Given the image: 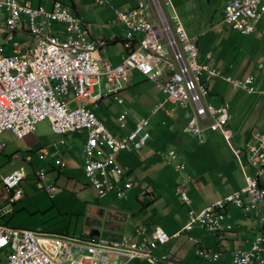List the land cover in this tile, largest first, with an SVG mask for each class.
Masks as SVG:
<instances>
[{
  "label": "built area",
  "instance_id": "1",
  "mask_svg": "<svg viewBox=\"0 0 264 264\" xmlns=\"http://www.w3.org/2000/svg\"><path fill=\"white\" fill-rule=\"evenodd\" d=\"M98 1L107 5L105 0ZM166 3L172 5L171 0ZM155 4L156 10L143 1L128 11L115 9V19L124 23L127 32L123 39L126 53L113 65L99 55V47L105 40L91 36V24L71 5L54 1L51 7H46L35 6L32 0H0V28L5 33V41L0 46V133L11 130L23 138L46 119L52 131L63 136L62 143L68 133L85 132L84 170L91 185L100 197L115 191L117 197L123 198L135 181L131 178V164L121 162L120 154L148 144L152 137L151 119L143 116L127 133L116 136L93 108L107 99L123 104L120 93L129 84L128 72L137 70L166 95L153 114L164 108L167 101L180 104L190 111L184 132L197 137L202 144L205 130L220 131L231 145L234 133L229 125L232 117L229 103L209 102L207 82L218 77L234 88L264 95L258 75L236 77L224 73L218 66L200 62L199 36L187 33L178 14L174 15L175 25L171 26L158 0ZM263 13L264 0H229L221 22L251 34ZM72 101L76 104L70 107ZM128 114L125 109L118 117L122 127L127 125ZM4 146L0 139V153ZM233 150L242 164L245 154V162L253 169L245 171L246 185L198 213L191 209L181 231L190 233L195 254L203 261L264 264V225L251 247L236 248L228 263L222 262L220 250L205 249L202 237L192 234L196 228L218 234L226 217L227 203L255 210L264 221V184L260 181L264 174V132L253 134L246 149L233 146ZM38 152L43 157L47 154L44 147ZM165 158L177 170L185 167L174 149H169ZM60 163L65 165L64 161ZM26 177L24 166L3 177L0 218L10 215L15 204L24 198L20 184ZM46 177L47 171L41 168L37 172L39 186L54 196L56 186L42 184ZM180 196L190 203L186 192ZM170 239L171 235L160 226L153 230L137 226L131 238L124 235L120 240H104L49 234L0 223V264H128L136 258L144 259L146 264H169L171 257L161 248Z\"/></svg>",
  "mask_w": 264,
  "mask_h": 264
},
{
  "label": "rangeland",
  "instance_id": "2",
  "mask_svg": "<svg viewBox=\"0 0 264 264\" xmlns=\"http://www.w3.org/2000/svg\"><path fill=\"white\" fill-rule=\"evenodd\" d=\"M32 1L35 6L41 5L40 0ZM54 1L70 5L75 2L79 14L84 21L91 24L93 32L108 35L115 31L124 32L121 24L123 22H113V17L108 15L107 11L113 6L111 1L109 3L105 0L109 3L107 6L98 0H44L43 4L47 5L45 2H48L52 6ZM116 1H130L129 4L148 2L152 4V10H156L157 6L155 0ZM166 1L158 0V4L171 26L175 25L174 15L178 14L187 33L200 35L201 59L209 49L213 50L214 58L224 54L225 64L232 60L246 72H258V64L264 63V14L256 30L252 34H244L226 25L212 28L213 24L222 20L228 0H171L172 5ZM4 37L5 33L0 28V46L5 41ZM103 55H106V51ZM203 60L207 64L211 62L208 57ZM223 64L224 61L219 64V69L222 70ZM223 72L227 73L226 70ZM232 73L237 75L234 71ZM128 77L131 86L120 93L124 98L123 104L111 100L93 108L116 136L127 133L143 116L152 121L149 128L153 138L148 146L120 154L121 162L127 160L133 166L131 178L135 184L127 191L126 196L119 198L113 191L109 193L112 198H100L84 170L86 152L83 133H71L72 138L66 144L61 143L46 119L37 124L33 132L35 138L29 140L15 136L11 130L0 133V139L5 145L3 153L0 154V175H7L22 165L31 174L20 184L24 198L17 202L16 212L0 218V223L72 237L86 236L99 226L97 229L100 231V238L109 240H120L123 237L121 233L126 232L130 224L144 226L149 230L160 226L169 234L171 230H179L181 224L189 219L191 209L198 213L212 200L224 196L234 187L238 188V184L246 185L242 167L232 145L234 148L246 149L251 127L259 126L261 129L258 132H264V123H260L264 115V96L257 93L249 95L218 77L208 80L211 90L208 100L214 105L223 101L229 103L233 115L230 126L234 128L235 134L230 145L220 131L206 130L203 133L204 143L201 144L197 137L184 132L190 114L188 110L180 104L168 102L161 111L153 114L154 108L164 99L165 94L156 83L137 71H130ZM104 82L105 78H102V83ZM95 90L98 91L97 86ZM75 104L73 101L69 106L73 107ZM167 108L175 111L172 116L165 115ZM125 109L129 111L126 128L118 121L119 115ZM240 124H245L243 131L237 132ZM41 146L48 150L46 157L31 153ZM169 149H174L178 159L184 162L183 169L176 170L174 164L167 162L165 155ZM158 150L161 153H157ZM28 154L32 155L29 162L25 161ZM61 161L67 165H61ZM40 168H44L48 176L42 182L43 186H47L48 181L56 186L54 196H50L39 186L37 172ZM247 170L250 172L248 167ZM262 178L264 181V176ZM0 190V193L4 192L1 176ZM181 192L187 193L190 203L181 198ZM100 205L104 207L102 213L96 212ZM227 205L230 208H240L233 203ZM110 210L119 212L118 218H111ZM175 242L177 240L172 239L163 246L162 251L176 255L180 249L170 244ZM179 243L191 242L182 240ZM189 249L190 244H187L185 251L180 252L183 254L180 257L183 256L185 264H194L198 259ZM128 264H146V261L136 258Z\"/></svg>",
  "mask_w": 264,
  "mask_h": 264
},
{
  "label": "crops",
  "instance_id": "3",
  "mask_svg": "<svg viewBox=\"0 0 264 264\" xmlns=\"http://www.w3.org/2000/svg\"><path fill=\"white\" fill-rule=\"evenodd\" d=\"M43 1L44 0H40V4L41 5H43V6H46V7H51V4H49L48 2H45V3H47V5H44L43 4ZM110 1H111V3H113V6L111 5V12L110 11H107L108 12V15L109 16H111V17H113L112 18V21L113 22H118L119 20H117V19H115V9H119V10H121V8H124L123 10H121V11H128V10H131V9H133V8H135V7H137L138 6V2L137 3H135V4H129V2L130 1H128V2H117L116 0H108V2L110 3ZM115 1H116V3L117 4H115ZM140 1V0H139ZM229 1V0H228ZM141 2V1H140ZM34 3V2H33ZM109 3H107V4H109ZM74 5V8H73V10L79 15V16H81L80 14H79V12H78V10H77V6H76V4H75V2H72L71 3V5ZM119 5H124V7H120ZM105 6H107V5H105ZM126 9V10H125ZM112 14H113V16H112ZM264 14V13H263ZM82 17V16H81ZM263 18V15L261 16V18H260V20ZM82 19H83V17H82ZM84 20V19H83ZM260 20L258 21V23L256 24V26H255V30H256V28H257V25L259 24V22H260ZM120 22V21H119ZM122 24V28H123V33L122 32H113L112 34H105V33H96V32H93L92 31V28H91V36L94 38V39H96V40H99V39H103V40H105V44L104 45H100V47H99V55L101 56V58L102 59H104V60H109V61H111V63L113 64V65H116V64H118L119 62H120V60H121V58H122V55L124 54V53H126V48H125V46H124V43H123V39L125 38V30H126V27H125V25H124V23H121ZM223 25H226V24H224V23H222L221 21H219L218 23H216V24H213L212 25V28H214V29H216L215 27L216 26H223ZM226 26H228V25H226ZM220 27H218V28H220ZM229 27V26H228ZM232 28V27H231ZM221 29V28H220ZM219 29V30H220ZM232 29H234V28H232ZM218 30V31H219ZM234 30H236V29H234ZM238 31V30H237ZM254 32V31H253ZM252 32V33H253ZM242 33V32H241ZM251 33V34H252ZM189 34V33H188ZM189 35H196V36H199L200 37V35H198V34H189ZM114 36H116V37H114ZM26 37V36H25ZM198 45H199V40H198ZM104 51H106V55H103L104 54ZM199 59H200V61L202 62V63H205V61L203 60V59H205V57L207 58H209L210 60H211V62L209 63V64H213V65H215V66H220L219 64L222 62V61H224V66L223 65H221L222 66V70L224 71V70H226L227 72H229V73H231L232 75H234V76H236V77H244V76H246V75H249V74H255V75H258V77H259V85L260 86H262V87H264V63L263 64H258V67H257V69H258V72L257 73H249V72H246V70H242V68L241 67H238V66H236L235 65V63L232 61V60H228L227 61V63L228 64H225V61H226V58H225V55L224 54H219V58H214L212 55H213V50H207L206 51V55H205V57L203 58V59H201V50H200V48H199ZM213 59H214V61H213ZM130 71H137V70H130ZM129 71V72H130ZM232 71H234V72H236L237 73V75H235V74H233L232 73ZM128 72V73H129ZM138 72V71H137ZM139 73V72H138ZM140 74V73H139ZM208 84V83H207ZM131 85H130V80H129V84H128V86L127 87H130ZM126 87V88H127ZM210 89V88H209ZM243 90V89H242ZM244 92H246L247 94H249V95H252V93H248L247 91H245V90H243ZM163 92V91H162ZM164 93V92H163ZM210 93H211V90H210ZM165 94V93H164ZM255 94V93H254ZM259 95H261V94H259ZM166 96V95H165ZM261 96H264V95H261ZM164 99H165V97H164ZM164 99L163 100H160L159 101V103L160 102H162V101H164ZM112 99H107V100H104L105 102H109V101H111ZM104 101H102V102H104ZM73 102V101H72ZM168 102H171V101H167L166 103H165V105L168 103ZM171 103H173V102H171ZM220 103H222V102H218V104H220ZM218 104H216V105H218ZM165 105H164V107H165ZM162 110V108L159 110V111H161ZM167 110H171V114L170 115H168L167 113ZM186 110H188V109H186ZM158 111V112H159ZM189 111V110H188ZM158 112H156V113H158ZM175 111L174 110H172V109H165V115L166 116H172L173 115V113H174ZM190 112V111H189ZM155 113V114H156ZM189 116V115H188ZM231 120L233 119V115H232V113H231ZM101 118V117H100ZM263 120H264V115H263ZM102 119V118H101ZM103 120V119H102ZM187 120H188V118H187ZM231 120H230V122H231ZM263 120H261V122L260 123H264L263 122ZM104 121V120H103ZM187 122V121H186ZM230 122H229V125H230ZM151 123H152V121H151ZM244 125L245 124H243V125H239V127H238V130H237V132L238 131H240V132H242L243 131V127H244ZM259 125V124H258ZM231 127V126H230ZM125 128H126V126H125ZM231 129L233 130V133L235 132L234 131V128H232L231 127ZM259 129H261L259 126H256V127H251L250 129H249V132H248V134H249V141L247 140V145L249 144V142L251 141V139H252V136H253V134H259V133H262V132H258V130ZM207 130H209V129H207ZM129 131V130H128ZM206 131V130H205ZM80 132H82L83 133V139L85 140V143H86V139H87V136H86V133L85 132H83V131H80ZM79 132V133H80ZM73 133H75V132H73ZM56 134V133H55ZM69 134V135H68ZM67 135H65V137H64V139H65V142H64V144H66L67 142H68V140L70 139V138H72V136L73 135H70L71 133H68ZM235 134V133H234ZM58 135V134H57ZM223 135V134H222ZM59 136V138H60V142H61V139L63 138V136H61V135H58ZM23 138H26V139H30V138H35V136L33 135V133L32 134H30V135H28V136H25V137H23ZM153 138V136L149 139V141H148V143L151 141V139ZM62 143V142H61ZM85 145V144H84ZM146 146H148V144L146 145ZM41 147H44L45 149H46V152H47V154H48V150H47V148L45 147V146H41ZM85 147V146H84ZM232 148H233V145H232ZM3 151H4V149H3ZM3 151L0 153V154H2L3 153ZM33 152H35V153H39L38 152V149H35V150H33L31 153H33ZM40 154V153H39ZM47 154H46V156H47ZM236 155V154H235ZM15 157L17 156V155H14ZM45 156V157H46ZM128 156V155H127ZM132 156V155H131ZM166 156V155H165ZM43 157V156H42ZM121 157V156H120ZM237 157V156H236ZM238 158V157H237ZM32 160V155L31 154H28V155H26V157H25V161H27V162H29V161H31ZM238 160H239V158H238ZM243 160H244V163L242 164V162L239 160V162H240V165H241V167H242V170H243V173H244V176H245V171L247 170V167L249 168V170L250 171H253V169L252 168H250V166H248V164H247V162H245L246 161V156H245V154H243ZM124 161H126V162H128L127 160H124ZM128 163H130V162H128ZM84 164H85V162H84ZM131 164V163H130ZM67 164L65 163V166H66ZM22 166H24L25 167V165H22ZM64 166V165H63ZM131 167H132V171H133V166H132V164H131ZM25 169H26V172H27V177L25 178V179H28L30 176H31V174L29 173V171L27 170V168L25 167ZM41 169V168H40ZM176 169V168H175ZM177 170V169H176ZM248 171V170H247ZM10 172H12V171H10ZM9 172V173H10ZM8 173V174H9ZM223 175V174H222ZM1 176V183H2V185H3V187H4V182H3V177L5 176V175H0ZM264 176V174L260 177V181L264 184V181H263V177ZM24 179V180H25ZM48 179V176L45 178V180H47ZM51 184V182H47V185H50ZM243 187V185L242 184H238V188H235L234 187V189L233 190H231V191H229V192H227V194H224V196H221V197H218V198H216L215 200H212L211 201V203H209V204H206V206L204 207V208H206L207 206H210V205H212L213 203H215V202H217V201H219V200H221V199H224L228 194H230V193H233V192H235V191H237V190H239V189H241ZM0 191H2V190H0ZM3 193L4 192H2V193H0V200H2V197H3ZM151 194V193H150ZM153 194V193H152ZM108 196H110V194H108V195H106V196H104V197H100V198H105V197H108ZM110 198H112V196H110ZM111 201V200H110ZM17 205V203L15 204V206ZM14 206V211L12 212V213H15L16 212V207ZM230 205H227L226 204V206H225V209H224V212H225V214H226V217H225V219L223 220V225H222V228L218 231V234H214L213 232H211V231H209V230H201V229H198V228H196V229H194L193 231H192V234H194V235H197V236H201L202 237V246L205 248V249H208V250H220L221 252H222V262H226V263H228V262H230V260H231V258H232V253H233V251L236 249V248H245V249H247V248H250L251 247V244H252V241L255 239V237L257 236V234L259 233V231H260V229L262 228V226L264 225V221L263 220H261V218H260V216L258 215H256V212H255V210H245V209H243V208H230L229 207ZM203 208V209H204ZM104 211V207L102 206V205H100V206H98V209H96V212H98V213H102ZM11 213V214H12ZM109 213L111 214L110 215V217L112 218V217H114V218H118V214H119V212H114V211H112V210H110L109 211ZM259 219V220H258ZM94 221H97V220H95L94 219ZM188 221V218L185 220V222H183V224H181V228L179 229V230H177V231H175V232H173L172 230L170 231V233H169V235H171V239H170V241L173 239H176L177 240V242H175V243H170V244H172L173 246L174 245H176L180 250V252H182L183 250L185 251V247L187 246V244H190V251L192 252V254H193V256L194 257H196L197 259H198V262H196V263H194V264H213V263H210V262H206V261H203L201 258H199L196 254H195V244L190 240V238H189V232H187V231H181V229H182V227L186 224V222ZM231 225L232 227L230 228V229H228L227 227H226V225ZM138 225H132V224H130V226H128L127 227V230H126V232L124 231V233L122 234L121 233V237L122 236H124V235H130L131 237L135 234V230H136V227H137ZM140 226V225H139ZM99 226H97L96 228H94V229H97ZM93 229V230H94ZM92 230V231H93ZM98 230V233H96V236L97 237H100L99 236V234H100V231H99V229H97ZM178 231H181L180 232V234L179 235H177V232ZM129 236V237H130ZM109 240V239H108ZM186 241V240H188V241H190L191 243H179V241ZM169 241V242H170ZM169 244V243H168ZM163 248V247H162ZM162 248H161V251H162ZM180 252H177L176 253V255L175 254H171V253H169V255H170V257H172L174 260H177V261H185L184 260V258H183V256L182 257H180V255H183V254H180ZM176 262H172V261H170L169 262V264H175ZM185 263V262H184ZM190 264H192V263H190Z\"/></svg>",
  "mask_w": 264,
  "mask_h": 264
},
{
  "label": "trees",
  "instance_id": "4",
  "mask_svg": "<svg viewBox=\"0 0 264 264\" xmlns=\"http://www.w3.org/2000/svg\"><path fill=\"white\" fill-rule=\"evenodd\" d=\"M70 5V4H69ZM72 6V8H74V5L72 4L71 5ZM124 162H126V161H124ZM188 232V231H187ZM94 233V234H93ZM96 233H98V230L97 229H94L90 234H87L86 236H81V237H83V238H89V239H93V238H97V236H96ZM190 234V233H189ZM170 261H172V262H177V260H174L172 257L170 258ZM169 261V262H170ZM180 262H183V261H180Z\"/></svg>",
  "mask_w": 264,
  "mask_h": 264
},
{
  "label": "bare ground",
  "instance_id": "5",
  "mask_svg": "<svg viewBox=\"0 0 264 264\" xmlns=\"http://www.w3.org/2000/svg\"><path fill=\"white\" fill-rule=\"evenodd\" d=\"M104 240H108V239H104Z\"/></svg>",
  "mask_w": 264,
  "mask_h": 264
},
{
  "label": "water",
  "instance_id": "6",
  "mask_svg": "<svg viewBox=\"0 0 264 264\" xmlns=\"http://www.w3.org/2000/svg\"><path fill=\"white\" fill-rule=\"evenodd\" d=\"M94 234V233H93Z\"/></svg>",
  "mask_w": 264,
  "mask_h": 264
}]
</instances>
